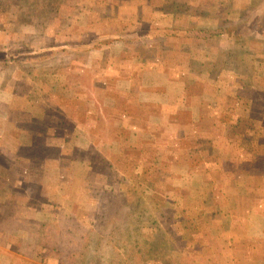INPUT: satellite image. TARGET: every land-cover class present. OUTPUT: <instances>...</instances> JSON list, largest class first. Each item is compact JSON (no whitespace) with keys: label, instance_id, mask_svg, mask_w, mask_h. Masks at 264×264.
Here are the masks:
<instances>
[{"label":"rangeland","instance_id":"374dc122","mask_svg":"<svg viewBox=\"0 0 264 264\" xmlns=\"http://www.w3.org/2000/svg\"><path fill=\"white\" fill-rule=\"evenodd\" d=\"M126 37L185 79L195 58L193 92L215 69L241 95L264 86V0H0V264H213L206 234L246 232L262 161L186 175L183 133L105 126L86 64Z\"/></svg>","mask_w":264,"mask_h":264},{"label":"crops","instance_id":"0c3cea01","mask_svg":"<svg viewBox=\"0 0 264 264\" xmlns=\"http://www.w3.org/2000/svg\"><path fill=\"white\" fill-rule=\"evenodd\" d=\"M139 47L143 49L139 50ZM144 48H150L147 42L138 43L126 37L90 53L86 64L92 71L90 77L95 82L96 78L103 81V89L98 90V96L104 97L102 114L107 121L105 126L126 129L134 135L144 128L150 131L156 126L167 134L183 133V140L186 139V175H227L228 169L223 167L226 164L237 178L255 175L253 170H248L252 169L255 160L262 161L264 165V86L257 89L256 98L255 93L252 96L241 95L242 88L224 89L220 85L223 72L219 68L220 72L215 69L214 75L212 70L206 71V75L204 72L197 75L198 79L205 77L211 89H207L205 84L206 88L193 92L189 83L195 73L188 65L196 63L195 58H186L191 62H186L185 79L182 76L184 71L181 75L158 55L153 59L145 58ZM163 49L169 51L168 47ZM198 62L209 61L199 59ZM89 94L95 95V86ZM256 102L262 109H259L260 113L254 109ZM94 113L88 111L87 118L90 119ZM90 120L87 127L95 128L92 118ZM246 126L259 128L260 134L250 137ZM155 140L150 138L145 143L154 144ZM194 160L200 161L199 169L194 166ZM258 175L263 177V186L256 188L257 194L252 196L250 207L254 210L245 216L246 232L237 234L230 221L229 230L206 234L204 239L213 237L217 241L213 248L209 247L204 252L214 257L213 264H264V169ZM226 206L231 207L232 204ZM255 224H258L257 230Z\"/></svg>","mask_w":264,"mask_h":264}]
</instances>
